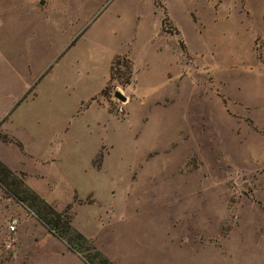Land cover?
I'll return each instance as SVG.
<instances>
[{
	"label": "rangeland",
	"instance_id": "rangeland-1",
	"mask_svg": "<svg viewBox=\"0 0 264 264\" xmlns=\"http://www.w3.org/2000/svg\"><path fill=\"white\" fill-rule=\"evenodd\" d=\"M48 65L2 130L110 264H264V0H0L9 94ZM13 222L0 264H85L0 189Z\"/></svg>",
	"mask_w": 264,
	"mask_h": 264
},
{
	"label": "trees",
	"instance_id": "trees-1",
	"mask_svg": "<svg viewBox=\"0 0 264 264\" xmlns=\"http://www.w3.org/2000/svg\"><path fill=\"white\" fill-rule=\"evenodd\" d=\"M116 62L118 64L119 59ZM111 80L112 77L110 76L109 82ZM128 83L126 84L128 85ZM3 122L0 123V127ZM0 141L4 143L11 142L6 135L1 134ZM0 189L8 198L30 211L46 228L48 233L56 239L64 241L68 250L78 254L85 264H110L107 259L95 250L88 239L72 228L71 218L67 212H58L25 184L23 173L12 171L1 160Z\"/></svg>",
	"mask_w": 264,
	"mask_h": 264
},
{
	"label": "crops",
	"instance_id": "crops-1",
	"mask_svg": "<svg viewBox=\"0 0 264 264\" xmlns=\"http://www.w3.org/2000/svg\"><path fill=\"white\" fill-rule=\"evenodd\" d=\"M77 42L75 43V45L77 44ZM67 45H68V43H67ZM67 45H65L66 46L65 50H63V51L61 50V52L56 55L57 56L56 62H58L66 53H68L72 48L75 47V45L71 46V44H70L69 48L67 49ZM115 57H116V55L111 59L110 64ZM55 63H53V64H55ZM110 64H109V68H110ZM49 66L50 65L45 67L48 69H44L41 71V74H43V75L36 82H34V84L31 85V87H29L28 90L21 89L19 92H16L12 95L9 94V91H14V89H13V87H9L10 85L7 83L5 77L3 80V78H2L3 69H2V67H0V123L4 121L0 127V134L1 135H4L2 127H4V125L9 122V119L12 115L14 116L21 111V109L26 104L27 97L33 93L31 95V98L32 99L36 98V94L33 91H35V88L38 87V85L40 84L42 79L53 69V66H50V67ZM5 70L6 69H4V71ZM29 70H30V68H28V71ZM75 72H76V75L80 76V75H82V73L84 71L82 69L77 68L75 70ZM109 80H110V70L108 72V77L105 80L102 87L99 89V92L94 97H92V99H90L89 102H94L93 99L105 89ZM51 104L53 106L56 105L55 101L51 102ZM6 136L11 140V142L4 143V142L0 141V147H7L10 145H15L17 152L19 154V158L17 159V161L11 160L10 156L7 155V153H6L7 151L5 149L0 148V160L12 171L17 172V173H23L25 184L29 188H31L33 191H35L37 194H39L40 196H43L39 191H37V189L34 187L35 184L31 181L32 177L42 178L43 176H40V174L37 172L29 171V169L25 166V164H26L25 162L27 161L26 158H32L33 156H35V157H37L38 160H40V163H42V165L47 164L48 160H49L48 159L49 158V152L46 150H43V151L42 150H38V151H32L31 150L30 151L29 149H27L25 147V145L23 143L18 142L15 139L10 138L8 135H6ZM16 229L18 230V228H16ZM0 234L3 235L5 238V237H8V236L14 234V230L10 231L8 227H5L2 230H0Z\"/></svg>",
	"mask_w": 264,
	"mask_h": 264
},
{
	"label": "water",
	"instance_id": "water-1",
	"mask_svg": "<svg viewBox=\"0 0 264 264\" xmlns=\"http://www.w3.org/2000/svg\"><path fill=\"white\" fill-rule=\"evenodd\" d=\"M41 5H43V2H41ZM114 96H115L116 99H118L122 103L125 102V99L119 93H116Z\"/></svg>",
	"mask_w": 264,
	"mask_h": 264
},
{
	"label": "built area",
	"instance_id": "built-area-1",
	"mask_svg": "<svg viewBox=\"0 0 264 264\" xmlns=\"http://www.w3.org/2000/svg\"><path fill=\"white\" fill-rule=\"evenodd\" d=\"M14 224H15V222H13V224H12V225H10V227H9V230H10V231H13V230L15 229V226H14Z\"/></svg>",
	"mask_w": 264,
	"mask_h": 264
}]
</instances>
